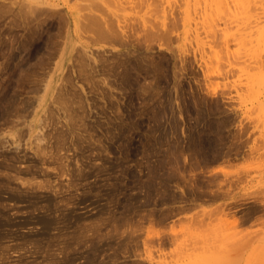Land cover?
Here are the masks:
<instances>
[{
	"label": "rangeland",
	"instance_id": "374dc122",
	"mask_svg": "<svg viewBox=\"0 0 264 264\" xmlns=\"http://www.w3.org/2000/svg\"><path fill=\"white\" fill-rule=\"evenodd\" d=\"M143 1L0 0V264H264V0Z\"/></svg>",
	"mask_w": 264,
	"mask_h": 264
},
{
	"label": "bare ground",
	"instance_id": "6f19581e",
	"mask_svg": "<svg viewBox=\"0 0 264 264\" xmlns=\"http://www.w3.org/2000/svg\"><path fill=\"white\" fill-rule=\"evenodd\" d=\"M145 1H147V0H144L143 2H145ZM141 3H142V2H141ZM142 4H143V3H142ZM236 13H237V12H236ZM236 13H233V14H235V16L232 14V15L234 16L233 19H235V17L239 15V14H236ZM263 14H264V13H263ZM204 16L207 17L208 15L205 14ZM204 16H203V17H204ZM228 16H231V15H228ZM242 16H243V14H242ZM206 17H205V19H206ZM262 17H264V16H262ZM244 18H245V17H244ZM246 18H247V19L249 20V22H250V21L253 20L254 16L250 15V16H247ZM258 18H259V17H258ZM241 19H242V18H241ZM251 19H252V20H251ZM254 19H255V18H254ZM236 20L238 21L237 18H236ZM205 21H206V20H204V22H205ZM255 21H256V19H255ZM255 21H252L251 23H249V24H251V26L249 25L250 27H248V28H251V27L255 24ZM257 22H258V21H256V23H257ZM247 23H248V21H247ZM252 23H254V24H252ZM258 23H259V22H258ZM263 25H264V23H263ZM257 43H258V45H259V43H260L261 45H262V44L264 45V27H263L261 33L259 34V39H258V42H257Z\"/></svg>",
	"mask_w": 264,
	"mask_h": 264
}]
</instances>
